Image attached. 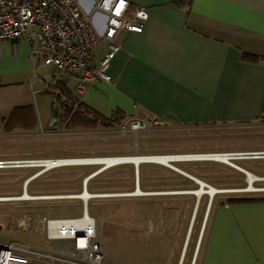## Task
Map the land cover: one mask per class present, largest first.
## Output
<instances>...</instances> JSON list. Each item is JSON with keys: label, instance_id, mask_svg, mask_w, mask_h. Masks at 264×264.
Returning <instances> with one entry per match:
<instances>
[{"label": "crops", "instance_id": "1", "mask_svg": "<svg viewBox=\"0 0 264 264\" xmlns=\"http://www.w3.org/2000/svg\"><path fill=\"white\" fill-rule=\"evenodd\" d=\"M127 1L130 9H146L143 31L117 36L111 82L87 81L83 92L75 79L49 76L52 69L41 67L27 40L0 44V130L37 126L54 106L43 90L56 83L105 117L120 113L125 120L146 116L177 125L264 119V0ZM107 49L105 41L96 45V65ZM182 170L217 187L197 171ZM214 196L210 205H144V220L132 213L142 234L129 238L136 253L129 264H264V196ZM29 244L50 253L47 243ZM28 264L64 263L34 258Z\"/></svg>", "mask_w": 264, "mask_h": 264}, {"label": "rangeland", "instance_id": "2", "mask_svg": "<svg viewBox=\"0 0 264 264\" xmlns=\"http://www.w3.org/2000/svg\"><path fill=\"white\" fill-rule=\"evenodd\" d=\"M41 116L43 117L38 125L33 128L0 130V160L215 152L237 154L235 157H239L243 153L264 152V119L177 125L157 123L151 118L141 116L139 118L144 121L145 127L134 131L128 127L121 128L128 121L125 119L110 122L108 125L105 121H99L89 126H73L66 115H55L53 106L48 115L43 113ZM54 118L56 122L51 124ZM172 165L173 167L141 163L138 174H135L132 163H123L101 171L87 182L88 192L103 195L89 199L88 211L96 219V239L104 247L105 264L108 260L129 264L131 257L136 255L131 249L129 238L136 233H142L134 228L136 225L132 224L134 218H131V214L138 213L139 220H144V205L196 204L195 194L181 191L195 190L199 185L192 180L186 182L187 178L183 176L185 174H181L185 172L182 169L197 171V174L216 185V188L238 189L235 192H220L214 196L215 199L264 196V157L230 158L225 162L174 161ZM100 168V164L58 166L46 171H43V167L17 165L0 168V197L11 198L0 200V241L14 239L42 248L46 246L44 235L34 228L21 230L15 225L16 217L26 215L35 224L39 214H81L80 199H19L24 193L23 185L29 177L38 174L31 177L32 180L26 186V192L31 196L79 194L82 192L84 179ZM239 168L259 177L253 181L257 190H239L249 186L246 174ZM136 183L146 194H130L137 189ZM207 201L209 202V195L202 194L199 205H206ZM202 213L203 209L200 208L193 240ZM192 244L190 242V247ZM145 251L143 246L140 250L141 257H144Z\"/></svg>", "mask_w": 264, "mask_h": 264}, {"label": "built area", "instance_id": "3", "mask_svg": "<svg viewBox=\"0 0 264 264\" xmlns=\"http://www.w3.org/2000/svg\"><path fill=\"white\" fill-rule=\"evenodd\" d=\"M147 18L146 9H130L127 0H0V44L3 41L27 40L31 55L40 60L41 67L52 69L49 76L75 79L76 89L80 93L87 81L111 82L107 70L119 49L117 36L121 32L141 33ZM100 41L107 42L108 49L96 65L94 49ZM126 127L135 131L144 128L145 123L135 117L121 126L122 129ZM46 160L51 158L2 159L0 168L18 163L23 167H41L37 164ZM86 179L79 194L30 198L80 199V216L39 214L35 224L26 215L15 219V225L21 230L34 228L43 234L50 253L36 250L29 243L18 240L0 242V264H28L34 258L64 264H105L104 247L96 239V219L88 211L91 198L84 200L80 197L88 191ZM27 185L23 187L24 192ZM55 241H67L68 244L53 247Z\"/></svg>", "mask_w": 264, "mask_h": 264}, {"label": "bare ground", "instance_id": "4", "mask_svg": "<svg viewBox=\"0 0 264 264\" xmlns=\"http://www.w3.org/2000/svg\"><path fill=\"white\" fill-rule=\"evenodd\" d=\"M252 153H254V152H252ZM262 153H264V152H262ZM245 154H247V153H243V155L241 154L242 156H239V157L240 158H249V157L261 158V157H264V155H245ZM207 155H209L210 157ZM235 155H237V154L225 153V152L224 153L223 152H218V153L215 152V153H191V154H150V155H142V154H138V155L136 154L135 155L134 154V155H123V156H93V157H77V158H66V159L65 158L51 159V160H46V161H40V163L37 164V166L43 167V171H46L49 168H55L58 166L86 165V164L99 165L100 164L101 165L100 169L95 170L92 174H90V176L88 175V177L86 179V181L88 182V180L94 178L101 171H103L109 167L119 165V164H123V163H132L134 165V169H136V172H135V174H136L137 168H139L141 163H158V164H163V165L173 167L172 163L174 161L177 162V161H191V160H215V161L225 162L230 158H239V157H235ZM19 162H21V161H19ZM16 165L17 166H23V164H20V163H18ZM239 169H241V168H239ZM245 171L247 173H249V178L251 180V184L249 186L250 189L244 190V191H255V190H257L253 186V181L259 179V177H257L255 174H253L252 172H250L248 170H245ZM37 175L38 174H35L34 176H32V178L36 177ZM32 178H30L29 180H26L24 185H27V182L32 180ZM206 189H208V188L204 187L203 189H200V187L198 186V188L195 190H188V191H185L183 193H193L196 195V198H197L198 196H201L203 193H206V192H204V190H206ZM209 190H210V192H213L214 190H218L215 192V193H217V192H224V191H226V192H233L234 191L235 192L238 189L222 190V189L211 186L209 188ZM137 193L146 194L139 187H138V189H135L133 193H130V194H137ZM91 194L92 193L87 191V192L82 193L80 195V197L84 200H87L88 198L94 197ZM150 194H153V193H150ZM206 194H208V193H206ZM214 194H213V196H214ZM121 195H123V194H121ZM208 195L210 198V194H208ZM99 196H103V195H97V197H99ZM30 198H32V197L27 192H24L22 194V196L19 197V199H23V200L30 199ZM0 200H11V198L0 197Z\"/></svg>", "mask_w": 264, "mask_h": 264}, {"label": "trees", "instance_id": "5", "mask_svg": "<svg viewBox=\"0 0 264 264\" xmlns=\"http://www.w3.org/2000/svg\"><path fill=\"white\" fill-rule=\"evenodd\" d=\"M43 92L54 99L53 104L56 103L58 105V114H60V116L63 114L66 115L70 124L73 126H89L91 124H96L99 121H105L107 122L105 124L108 125L110 122H120L124 120V116L120 113H115L110 117L98 114L83 102L79 101L78 97L68 93L62 85L58 83L54 86L45 88ZM228 200L243 201L247 199L231 197Z\"/></svg>", "mask_w": 264, "mask_h": 264}, {"label": "water", "instance_id": "6", "mask_svg": "<svg viewBox=\"0 0 264 264\" xmlns=\"http://www.w3.org/2000/svg\"><path fill=\"white\" fill-rule=\"evenodd\" d=\"M53 108H54L55 115H57V114H58V105L55 103L54 106H53ZM55 122H56V118H54V119L52 120V123H51V124H53V123H55ZM259 153H260V154H259ZM242 155H243V154H242ZM245 155H264V153H262V152H254V153L249 152V153H247V154H245ZM244 172L246 173V176H247V182H248V184H249V186H250V184H251V180H250V178H249V173H247L246 171H244ZM183 174H185L186 176L192 178V179H193V180L199 185L200 189H203L204 187L208 188V189L204 190V192L210 194V198H209V202H208V205H210V203H211V201H212V198H213V194H214L216 191H218V190H214L213 192H210V190H209V188L211 187L210 185H208L207 183L203 182L202 180H200V179H198V178H196V177H194V176H192V175H190V174H188V173H186V172H183ZM249 186H248L247 188H241V189H239V190H241V191L248 190V189H250ZM182 192H183V191H182ZM184 192H185V191H184ZM200 197H201V196H198V197H197V200H196V204H195V205H198V204H199Z\"/></svg>", "mask_w": 264, "mask_h": 264}]
</instances>
